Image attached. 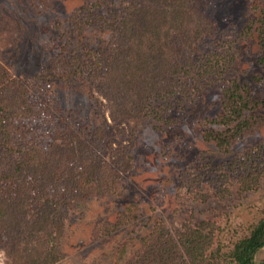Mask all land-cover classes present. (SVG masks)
<instances>
[{
    "label": "rangeland",
    "instance_id": "1",
    "mask_svg": "<svg viewBox=\"0 0 264 264\" xmlns=\"http://www.w3.org/2000/svg\"><path fill=\"white\" fill-rule=\"evenodd\" d=\"M263 12L264 0H0V204L24 200L0 219V264L32 246L58 248L52 264H123L155 224L175 238L198 229V264H235L231 249L264 217ZM139 44L181 70L156 84L117 80ZM232 80L249 93L233 120ZM216 135L228 138L219 146ZM28 153L40 175L81 174L80 193L49 177L15 194L36 172ZM39 198L59 206L61 233L12 246Z\"/></svg>",
    "mask_w": 264,
    "mask_h": 264
},
{
    "label": "trees",
    "instance_id": "2",
    "mask_svg": "<svg viewBox=\"0 0 264 264\" xmlns=\"http://www.w3.org/2000/svg\"><path fill=\"white\" fill-rule=\"evenodd\" d=\"M180 7L178 4H176V11L173 13L179 12ZM258 36L260 38V45L264 47V12L262 13V16L259 20V26H258ZM156 37L161 33L160 31L154 32ZM143 34V31L140 33V38ZM148 35L147 33L144 34V37ZM139 38V39H140ZM160 38V37H157ZM140 46V44H139ZM136 52V50H138ZM153 49V50H152ZM152 50V53L154 52V57L152 59L148 58V54ZM132 48L128 50V53L130 55V60H127V64L120 65L121 67V74L117 75V80L121 82H127L129 84L130 77H134L137 80L138 77L141 76V83H151L156 84L158 83V80L161 82L163 81L162 78H164L168 74L171 75V79H173L174 74L177 73L181 66H178V64L168 63L167 58L163 57L164 50L161 46H155L152 47L150 45H146L144 47L140 48H133V56L131 59V52ZM135 51V53H134ZM158 54H156V53ZM127 53V54H128ZM172 55V54H171ZM162 56V57H161ZM161 58L158 62L155 63V59ZM173 59V58H172ZM262 61V59H260ZM115 77V76H112ZM243 86L238 83L237 80H232L230 85L226 89L225 97V106L226 110L228 112L227 117L236 116L237 118L241 117V114L245 108H248L249 106V93L247 92V95L244 96L242 93L244 90H242ZM244 89H246L244 87ZM235 119L232 117L231 120ZM240 123V124H239ZM246 121L244 119L240 120L238 124H234V126H229L227 129L230 131L236 130V128L242 129L246 126ZM227 125V124H225ZM216 140L219 146L222 145V143L228 138V137H221L220 135H216ZM24 151V150H23ZM26 152V151H25ZM24 154H27L25 153ZM30 152V151H27ZM27 156V159L24 161L26 164L30 163L34 165V159L37 156H30L29 153ZM39 158V156H38ZM46 160V159H44ZM44 160H41L42 163H45ZM27 161V162H26ZM35 166V165H34ZM45 165H41V163H37L35 166L36 172L34 175L30 176L29 179L21 178L20 182L17 183L16 179H13L12 176H7L11 180L10 185H14V182L18 185L16 186V192H24V190L28 189V191H35L30 190L29 183L42 181L44 178L47 179L49 177L55 178L54 180H57L61 182L62 180H69L70 183L73 185L72 190L74 193L72 195H78L80 191L82 190V187L78 185V182L82 179L81 174H69V176L61 174H57L56 172L48 173V174H42V171L44 170ZM13 172V171H12ZM14 173V172H13ZM39 175V176H38ZM87 178H85V181ZM26 184V185H25ZM110 187L107 186L108 189ZM43 188H38V190H42ZM34 194V193H33ZM39 195V194H38ZM37 195V196H38ZM16 203L7 204L6 206L3 204H0V219L3 217H7L8 214L12 216H16V214H22L24 212L23 205L24 200L22 198V195H17ZM39 197V196H38ZM39 203H37L36 210L38 212H35L32 215H29L33 217V220L30 224L31 226V232L27 233L26 235H23L22 237H16L17 240L15 241V237H11L12 246L19 244V240L24 238V242L31 244L35 241V239H40V235L37 234V231H41L43 233L42 235L47 233V230L49 228H55L57 232L62 231V223L60 222V219L57 218V213L59 210V206H57V203H53L52 201H49L46 199L45 201L41 200L39 198ZM11 205V206H10ZM31 208H28L27 210H30ZM8 211V212H7ZM21 221V220H20ZM49 231V230H48ZM193 234L190 235H183L175 238L172 234L167 232V230L164 229L163 226H160L155 224L149 234L145 236L143 239V242L138 250H136L133 255L125 260L123 264H198L199 261V255L202 254V248L200 247V240H196L197 236H200V232L198 229H195L193 231ZM50 234V231H49ZM41 235V236H42ZM264 246V217L251 229L250 233L244 237L243 239H240L237 241L234 245V247L231 249L230 252V258H233V261L235 264H264L263 262L254 263L253 261V254L260 248ZM31 251H27L25 253L23 252H17V250H14L11 252L7 250V256L9 257L8 264H52L56 261H58L62 254L57 248H52L51 252L45 253L42 251L41 253L37 251L35 247L32 246V248H29ZM26 251V249H25ZM199 251V254H198ZM186 255L188 257V261L186 260ZM12 261V262H10Z\"/></svg>",
    "mask_w": 264,
    "mask_h": 264
}]
</instances>
